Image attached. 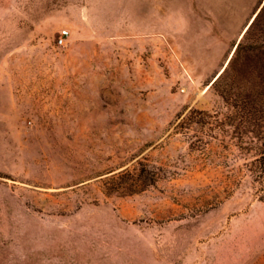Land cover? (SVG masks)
<instances>
[{
    "label": "rangeland",
    "instance_id": "rangeland-1",
    "mask_svg": "<svg viewBox=\"0 0 264 264\" xmlns=\"http://www.w3.org/2000/svg\"><path fill=\"white\" fill-rule=\"evenodd\" d=\"M263 5L0 0V264H264Z\"/></svg>",
    "mask_w": 264,
    "mask_h": 264
},
{
    "label": "trees",
    "instance_id": "trees-1",
    "mask_svg": "<svg viewBox=\"0 0 264 264\" xmlns=\"http://www.w3.org/2000/svg\"><path fill=\"white\" fill-rule=\"evenodd\" d=\"M263 12H264V5L262 6L261 10L255 16L254 20L250 24V27H251V25H253V23L258 19V17ZM247 45L248 46L252 45V43L247 44ZM245 48H246V46L243 45L242 41H239L237 43L236 48L233 52V55L230 58L227 66L225 67L223 72H221V74L213 82L214 86L217 88V91H219L220 94L223 95V97H224V93L227 91L229 93H234V95H236V92H233L231 90L236 89V85H237L236 79L239 76V67L241 65L244 52L247 50ZM227 70H230L232 72L230 76L226 75ZM192 112H194V110H192L191 113ZM197 112H199L201 114H203V113L207 114L208 113V111H201V110H198ZM250 114H253V112H251ZM256 161L260 163L261 171L264 172V147H263L261 153L259 154V156L256 158Z\"/></svg>",
    "mask_w": 264,
    "mask_h": 264
},
{
    "label": "built area",
    "instance_id": "built-area-1",
    "mask_svg": "<svg viewBox=\"0 0 264 264\" xmlns=\"http://www.w3.org/2000/svg\"><path fill=\"white\" fill-rule=\"evenodd\" d=\"M63 34H67V30H64V31L62 32V35H60V37H59V41H60V42H63V41H64V36H63Z\"/></svg>",
    "mask_w": 264,
    "mask_h": 264
}]
</instances>
